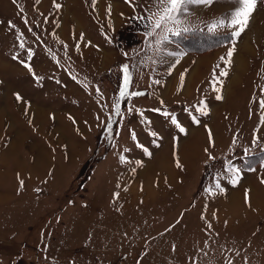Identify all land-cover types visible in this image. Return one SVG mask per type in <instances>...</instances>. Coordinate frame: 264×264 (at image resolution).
<instances>
[{
	"label": "rangeland",
	"instance_id": "obj_1",
	"mask_svg": "<svg viewBox=\"0 0 264 264\" xmlns=\"http://www.w3.org/2000/svg\"><path fill=\"white\" fill-rule=\"evenodd\" d=\"M55 2L61 7L53 0H0V264H192L190 258L264 264V153L256 155L264 151V124L252 102L264 86V2L240 37L218 30L204 50L185 48L170 34L164 47L183 53L178 64L177 57L160 63L152 52L140 53L137 59H152L134 73L130 90L145 95L121 102L125 119L112 124L111 138L105 124L122 82L120 66L131 65L143 46L144 29L132 18L152 0ZM231 7L227 0L190 6L182 27L207 32L201 21ZM18 33L33 49L28 63L39 83L13 59L18 53L27 60ZM214 69L227 72L218 85L221 100L209 83ZM201 99L208 114L193 113L197 125L184 109ZM128 106L144 110L151 123L129 115ZM164 107L186 134L152 111ZM228 161L241 170L235 185ZM217 180L223 192L215 190Z\"/></svg>",
	"mask_w": 264,
	"mask_h": 264
},
{
	"label": "snow or ice",
	"instance_id": "obj_2",
	"mask_svg": "<svg viewBox=\"0 0 264 264\" xmlns=\"http://www.w3.org/2000/svg\"><path fill=\"white\" fill-rule=\"evenodd\" d=\"M15 2V0H14ZM131 2V0H129ZM220 0H152L151 5L148 8H145L143 15H136L132 19L138 21L140 25L143 27V46L140 49L134 50L132 53V64H122L120 66V72L122 73V82L119 85L118 89V95L114 98L112 103V114L109 116L108 122L105 124V130L109 134V138H111L112 133V124L113 123H122L125 119L124 113L121 109V102L128 100L132 97H140L145 95V92L143 91H133L131 89V85L133 82V75L134 73L139 69L141 66H146L147 60H151L152 57H141L140 59H137V57L142 52H152L156 57H159L160 63H165V57L171 56V57H177L175 60V63H179V56L183 55V53H176L168 51L167 48L164 47L166 42H169L170 40V34L171 35H180L182 32H188L192 30L191 26H183L185 21L182 19V17H187L191 15L189 12L190 6L196 5V6H202L204 8H211L214 4L219 3ZM228 3L232 4V7L221 16L214 17L210 21H201L207 29L208 33L215 34L218 30L221 29H228L229 32L226 35H230L232 37H240L241 33L245 31V29L248 27V24L250 22V19L257 9V6L259 3L264 2V0H227ZM36 3H39V0H36ZM55 8H60L61 5L56 3L55 0H53ZM93 3H95V0H93ZM21 12L23 9L20 10ZM110 7H109V14H110ZM25 24H27V19L25 18ZM10 27L14 28L15 25H12L11 22H9ZM32 29L29 28V31ZM18 43V47L21 50H26L27 52V60H20L19 54L13 56V59L19 60V63H21L33 76L34 80L39 83L43 78L40 76H37L36 73L33 71L31 64L28 63V61H31L34 52L32 48H26L25 41L23 39V33H18L16 37ZM39 39V37H37ZM81 39H83V34H81ZM67 45H65V48ZM79 49V45H77V50ZM235 48L234 45L229 48L227 52V57H232L233 52ZM51 54V50H49ZM52 59H56L55 54H51ZM124 55L126 57L129 56V53L125 52ZM221 61H224L226 64H230L231 61L226 60L225 57L220 58ZM153 64L157 63L156 60H152ZM58 63V61H57ZM171 67H175V64L171 65ZM216 69H220V65H216ZM227 72L224 70H220L219 74L217 75L216 70H213L211 80H210V87L211 89L217 94L216 99L221 100L223 99V96L220 95L221 87L218 85H222V81L220 80V77L226 76ZM75 79V77H73ZM2 83V82H0ZM152 84L158 85L162 82L160 80L153 79L151 81ZM151 86V85H150ZM183 88V74H181V83L178 87L177 91H180ZM262 95L258 98L255 94L253 95L252 102L256 103L258 102L259 110H260V123L264 124V86H261L260 89ZM97 92L99 93V89H97ZM15 99L17 102H22L24 98L20 95V93L16 92L14 93ZM159 103L161 105H164V101L160 100ZM152 111H155L157 113H160L162 116L167 118L171 125L175 126L176 129L180 133L186 134L187 129L182 125L180 120L177 118L176 114L174 112H170L167 110L166 107L164 108H154ZM184 111L188 112L191 121L194 124L199 125L200 119L197 117V115L193 113H199L201 116L207 115V104L205 100L201 99L199 100L198 104L191 105L190 107H187L184 109ZM127 112L129 115L131 114H137L141 119L140 122L143 124H150L151 121L147 120V118L144 115V110L137 108L135 106H128ZM27 113V108H26ZM114 117H119V121H116ZM31 123V121H29ZM207 127V126H205ZM153 137H158V133L151 132L150 133ZM117 135L119 133L117 132ZM130 135L132 140H136V133L133 130H130ZM259 137H254V142L258 140ZM209 142L210 144L212 141V134L209 130ZM153 143H157V140H154ZM138 147L144 150L145 154L151 155L150 152L146 148H144V145L138 144ZM127 151V149H125ZM204 151L208 153V149L205 148ZM175 155V154H174ZM208 159L214 160L216 159L214 156L211 155V153H208ZM121 163L125 162V157L123 155L120 156ZM138 165L141 163L140 161L136 162ZM177 167H182L179 163V159H176ZM225 170L228 173H232V180L231 183L233 185L237 184L240 179V172L241 170L238 168H235L231 165V161H228L225 165ZM249 171H254L251 167L248 169ZM133 172H135V169H132ZM261 183H264V180H261ZM24 182L23 180H20V187L23 188ZM215 190H219L220 192H223L224 189L221 187L220 182L217 180L215 183ZM215 190L213 188H207L205 191H207L209 194H215ZM36 191H40L37 189ZM115 196H118L119 193H115ZM245 203L249 204V194L248 190H245ZM203 218V217H202ZM211 227V225H209ZM173 251H175V245H173ZM205 255H207L205 253ZM238 255V253H237ZM192 260V264H197V261L195 258H190ZM226 264H232V260L229 258H226ZM245 264H247V260L245 258Z\"/></svg>",
	"mask_w": 264,
	"mask_h": 264
},
{
	"label": "trees",
	"instance_id": "obj_3",
	"mask_svg": "<svg viewBox=\"0 0 264 264\" xmlns=\"http://www.w3.org/2000/svg\"><path fill=\"white\" fill-rule=\"evenodd\" d=\"M175 37L178 38L179 42L185 48H188V49L199 48L197 50H204L210 46V45H208V42H207L208 38L212 37L211 39H214L213 37H215V36H214V34L208 33V32L203 31V30L193 29V30H190L188 32H182L180 35H177ZM192 42H195V44H192ZM198 44H199V46H198ZM195 45L198 47L195 48ZM262 153H264V151L261 153H258L256 155H259Z\"/></svg>",
	"mask_w": 264,
	"mask_h": 264
},
{
	"label": "crops",
	"instance_id": "obj_4",
	"mask_svg": "<svg viewBox=\"0 0 264 264\" xmlns=\"http://www.w3.org/2000/svg\"><path fill=\"white\" fill-rule=\"evenodd\" d=\"M143 244H144V241H143ZM137 250H140V249H137Z\"/></svg>",
	"mask_w": 264,
	"mask_h": 264
}]
</instances>
